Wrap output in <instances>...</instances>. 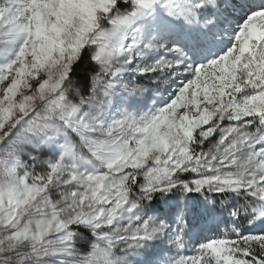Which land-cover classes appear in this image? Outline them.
Returning a JSON list of instances; mask_svg holds the SVG:
<instances>
[{"label":"snow or ice","instance_id":"1","mask_svg":"<svg viewBox=\"0 0 264 264\" xmlns=\"http://www.w3.org/2000/svg\"><path fill=\"white\" fill-rule=\"evenodd\" d=\"M0 264H264V0H0Z\"/></svg>","mask_w":264,"mask_h":264}]
</instances>
